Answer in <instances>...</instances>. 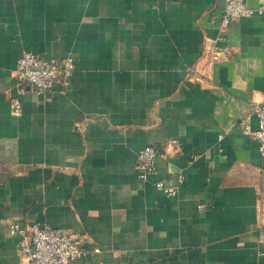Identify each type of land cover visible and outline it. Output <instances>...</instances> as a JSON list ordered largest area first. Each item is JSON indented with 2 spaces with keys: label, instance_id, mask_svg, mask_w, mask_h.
Instances as JSON below:
<instances>
[{
  "label": "crops",
  "instance_id": "obj_1",
  "mask_svg": "<svg viewBox=\"0 0 264 264\" xmlns=\"http://www.w3.org/2000/svg\"><path fill=\"white\" fill-rule=\"evenodd\" d=\"M224 8L0 0V264L22 263L11 223L70 231L83 264H264V156L239 124L264 101V13L230 22L216 60ZM25 51L73 56L71 88L45 95L21 82ZM147 145L162 154L142 180Z\"/></svg>",
  "mask_w": 264,
  "mask_h": 264
},
{
  "label": "built area",
  "instance_id": "obj_2",
  "mask_svg": "<svg viewBox=\"0 0 264 264\" xmlns=\"http://www.w3.org/2000/svg\"><path fill=\"white\" fill-rule=\"evenodd\" d=\"M263 13V6L249 7L246 0H225L220 21L221 33L210 40L209 49L213 58L217 60L228 55V47L221 42L225 39V31L230 22ZM76 68V59L71 55L50 59L33 51H25L18 58L15 75L37 93L46 95L67 92L71 88ZM11 103L12 113L19 114L22 110L20 101L12 98ZM254 118L257 121L255 128ZM239 124L243 134L256 140L257 151L264 156V101L253 102L251 111L240 119ZM161 154L162 151L155 145H147L138 152L136 169L140 179L147 180L156 175V161ZM179 179L183 180V174H179ZM154 186L169 196L177 194V188L162 179L155 180ZM9 229L19 237L21 264H83L82 257L86 250L82 240L68 230L38 224L26 228L14 223L9 224ZM258 245L259 254L264 256V224L258 236Z\"/></svg>",
  "mask_w": 264,
  "mask_h": 264
}]
</instances>
